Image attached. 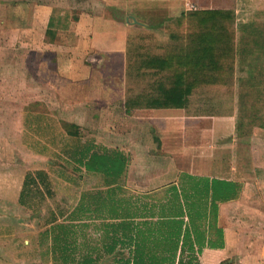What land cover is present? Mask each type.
Returning <instances> with one entry per match:
<instances>
[{"label": "crops", "instance_id": "0c3cea01", "mask_svg": "<svg viewBox=\"0 0 264 264\" xmlns=\"http://www.w3.org/2000/svg\"><path fill=\"white\" fill-rule=\"evenodd\" d=\"M184 2L185 8L182 5ZM60 3L61 9L56 10L53 0H0V128L3 130L8 126L23 127L24 106L26 107L24 99L29 97L30 101H45L49 97L51 88V83L47 81L54 79L55 74L60 75L58 73L59 62L55 72L53 70L55 68L50 65L46 54L43 53L45 50L40 48V42L45 43L44 46H53V50H57V52L72 51L77 54V59L86 57L91 60L90 63L94 64L99 59L96 55L97 52L102 55H111L116 47L121 45L119 42L121 40L123 41L122 48L125 50L128 34L138 31V29L158 30L162 28L160 21L156 22L158 25L152 27L142 21L149 7L154 9L158 6H167L171 9L175 7L178 8L175 11L181 9L180 14L190 9L188 6H194L193 3L196 4L194 8L232 9L238 20L235 29L236 61L244 67L252 62L251 56L255 57L254 62L259 59L264 60V0H95V2L94 0L91 2L89 0H60ZM121 14L126 19L124 25L127 26L124 27H129V31L118 38L115 36L116 32L113 33L110 29L113 27L119 30L124 28L121 24ZM52 15L60 17L67 15L70 17L71 24L68 29H58L54 42H48L45 41L46 30ZM88 27L97 28L96 32H93V34L95 33L94 37L89 40L87 39ZM100 44L103 45V48ZM88 45L95 49V55L88 56L86 52ZM41 49L42 51H39ZM24 66H30L31 77L28 80L31 85L34 83V87H28L29 96L24 93ZM91 72L90 75L87 74L88 77H85L86 68L83 67L82 70L72 69L68 74L64 73L60 76L65 80L94 81V83L89 82L90 85L86 86L89 88L94 84L93 88L87 89L86 92H80L79 97L82 98L80 103L88 104V106L89 104L109 105L111 101L103 99L102 96L112 95L113 90L105 86L96 87V82L100 80L99 74L92 73L91 75ZM260 78L264 80V75ZM40 82L43 93L39 92L38 83ZM99 96L101 98L96 99ZM79 106L82 108V105ZM135 110L129 112L130 116L131 113H136ZM138 110H143L145 115H153V117L174 112L175 114L182 113V109L177 108ZM236 110L237 108H235ZM220 117L222 118L216 119L214 116L201 115L178 117L177 121L168 120L170 133L167 137H175L179 145H176L174 152L180 155L178 158L185 159L181 163H169L166 168V165L160 162L161 158L158 153L155 151H151V155L145 153L144 155L151 165L143 173L150 178L147 181L145 179L138 181L136 186L141 188L137 190L127 183L129 180L126 181L127 177L130 178L129 153L118 146L116 148H101L97 146L99 143L95 138H90L85 142L84 144L91 145L93 150L115 151L120 154L126 160V168L120 173L113 170H109V172L105 170L90 171L80 166V169L83 170L82 177L90 174L99 175L103 179L101 188L88 189L80 195L79 204L92 209L79 220L80 237L84 235L88 239L93 237L100 240L103 233L102 225L133 222L127 218L129 216L121 218L122 215H118V212H113L112 218L108 216L111 215L110 212L103 209L130 208L134 205L150 206L152 204H157L159 208L161 202L167 201L168 188L175 185L184 190L183 195H180V202L182 203V196L186 194L187 204L194 208L195 220L192 224L187 216L184 217L182 228L185 230L189 226L190 235L187 237L183 231L177 247L169 254L176 256L174 264H179L181 256L188 257L190 255H196L200 264H264V151L257 150V145L264 143L259 132V130H264V122L253 126L248 137L238 132L237 138L235 112L232 115ZM126 121L128 122L129 119ZM168 121L157 118L137 121L148 132L142 134L146 135L142 136L144 138L142 142L155 144L157 148L163 145L164 133H166L164 131L165 124ZM134 128L133 125L127 127L126 134L114 133L116 134L114 136L118 137L116 140L120 139L121 143L128 142V145L133 146L135 140L139 139V136H136L138 132L133 130ZM231 134L235 143H229ZM242 135L245 136L241 138ZM64 136L70 137L66 132ZM238 140L237 148L239 149L241 144L246 143L244 145L248 146L249 155L241 150H237L238 152L235 153L231 149L228 152L224 146L227 144V147L232 148ZM5 141V137H3V141L0 137V143ZM235 156L237 157L234 158ZM246 159L251 162H246ZM161 165L164 168H161ZM172 167L177 172L176 178L164 182L163 177ZM2 171L7 172L6 170ZM203 177L209 179L207 188L188 185V181L192 180L196 184ZM23 181L24 178L20 177L18 183H11L12 188L16 189L15 198L17 201L20 198ZM213 181H221V184H216ZM220 188L222 190H219ZM207 190L209 193L206 196L202 195V192H207ZM174 219L176 218L155 216L134 221L147 220L152 225L164 224L167 226L172 224ZM1 236H4V233L0 229ZM163 237L164 233L158 232L150 235V238L157 242L162 241ZM126 238H128L126 247H116L113 253L111 251L108 254L105 252L103 244H98L95 248L96 254H101L103 258L111 257L112 264L114 256L119 254L118 251L129 256L135 248L133 243L132 245L128 244L131 243L129 239L132 241L133 235H127ZM157 245V247L149 248L147 253L167 255L168 252L164 247L160 244ZM88 250L91 252V247L80 248V253L86 254ZM0 264L4 263L0 260Z\"/></svg>", "mask_w": 264, "mask_h": 264}, {"label": "rangeland", "instance_id": "374dc122", "mask_svg": "<svg viewBox=\"0 0 264 264\" xmlns=\"http://www.w3.org/2000/svg\"><path fill=\"white\" fill-rule=\"evenodd\" d=\"M91 1L92 0H89V2ZM53 2L56 5V10L61 9L60 0H53ZM185 2L184 4L182 3L184 8L186 7ZM193 4V7H191L192 5L188 7L193 9L196 6L195 3ZM172 8L173 9L167 6H158L156 9L149 7L142 21L152 25H158L156 22L160 21V27L162 28L158 30L152 28L151 30L138 29L139 31L136 30L128 34L125 50L122 48L123 41L121 40L119 41L121 45L116 47L111 54L112 56L102 55L97 52L96 55L99 59L94 63L95 65L90 63L89 61L91 60L86 57L77 59V54L72 51L57 52V50H53V46H44L45 43L39 41L40 48L45 50L43 53L46 54L50 65L55 68L53 69L54 71L58 69V62L60 65L58 73L60 75L64 73L68 74L72 69L78 71L85 67V77H88L87 74L90 75L91 71V75L92 73L95 75L97 73L99 74L100 80L96 82V87L105 86L112 89L113 92H111L112 95L107 94L108 96H102L103 99L105 98V100L111 101L109 105L89 104L88 106V104L80 103L82 98L79 96L80 92H86L87 89L93 88L94 84L89 88H86V86L90 85L88 84L89 82L94 83V81L65 80L62 76L55 74L54 79L47 81L51 83L49 97L40 96L46 97L47 99L45 101H30L29 97L24 99L26 107L24 106L23 127L8 126L4 130L0 128L1 141H3V137L6 138L5 142L0 143V229L2 233H4V236L0 237V260L2 263L59 264L55 261V256L50 249V236L46 233V230L49 228L48 222L56 215H59V221H64L73 208L79 204L80 195L83 191L93 188L97 189L103 186V179L99 175L89 174L82 177L83 170L80 169L79 166L73 162V158H71V152L74 150L78 152L90 138L97 139L99 143L97 146L101 148H116L118 146L129 153L130 159L128 168L130 170V178L127 177L126 181L129 180L127 183L136 190L141 188L140 186H136L138 181H142L143 179L147 181L150 178L143 173L144 170L148 169L151 165V162L144 155L145 153H149L150 155L152 153L151 151L158 153L161 158L160 162L165 164L166 168L169 163H181L185 159L178 158L180 155L174 152L176 145H179L175 137H167L170 133L168 120L177 121L179 120L178 117L186 118V116H190L184 109L181 110L182 113L175 114L174 112L153 117V115H145L143 110H138L145 108H134L132 110L137 109L135 110L136 113H131L130 116L125 106V101L128 99V96H133L147 88V79H135L134 75L131 74V69L128 67V62L131 61L130 55L133 52L134 44L144 42L150 46L154 52H162L166 47L173 49L174 46L188 41L189 30L187 27L189 19H183V24L181 22V25H179L181 20V9L180 11H175V9L178 8ZM120 16L123 27L127 26L124 25L126 21L125 17L122 14ZM153 18L155 20H152ZM237 22L238 20L235 18L233 24L234 34H236L235 29ZM88 29L87 39L89 40L94 37L95 33L93 34V32H96L97 28L88 27ZM128 29L129 27H124L121 30L113 27L110 30H112L113 33L116 32L115 36L119 38L121 35L123 36L125 33H128ZM235 38L234 35V39ZM45 41H47V38ZM234 43H236V40H234ZM158 45H161L159 48L160 50L157 48ZM100 46L103 48L102 44H100ZM39 51H42V49ZM86 52L88 56L91 54L95 55V49H92L89 45ZM52 57H54L55 60L52 59ZM236 58L235 55V58L229 60V62L234 60L233 66L227 68L228 71H231V78L227 79V76L220 77V80L229 81L228 83H231L233 79V83L236 84V87L233 86L235 88V95H233L231 99L230 96L225 95L226 90L224 87L210 85L206 88V85H202L198 90L201 92L206 91L212 94L216 99H219L218 97L221 95L222 99L226 101V105H223V107L230 106L235 108L240 106L241 111L247 114L254 113L256 117L259 115L257 121L264 122V84H258V80L262 79L260 78L262 74L259 73L258 69L264 68V60L259 59L254 62L255 57L251 56V65L255 68L250 72L251 75L248 76L244 68L245 66L243 67L242 64L238 63ZM102 60L104 62H100ZM73 61L74 63H72ZM29 68L30 66L23 67L24 93L28 96L30 93L28 87H34V83L31 85L29 83L30 80H28L31 77ZM38 84L40 89L39 92L43 93L41 90V82ZM259 86H262L263 89H259ZM204 88L207 90H204ZM213 88L218 89L215 91ZM239 88L242 90H239ZM196 97H198V95L193 97V99ZM97 98L100 99L101 97L99 96L96 97V99ZM79 105H82V108ZM258 107L261 108L259 109ZM214 117L216 119L222 118L220 115ZM146 118H157L159 120L164 119L168 121L165 124L166 129L164 131L166 133H164L165 139L163 145H160L158 148L155 144L142 142V140H144L142 136H146L142 134L148 132L142 127V124H138L137 121L146 120ZM126 119H129V121L127 122ZM64 122L76 123L78 135L70 136L73 138L64 136L65 130L62 126ZM131 125L135 126L133 130L138 132L136 136H139L137 140L139 143L135 140L132 146L128 145V142L121 143L120 139L117 141L116 139L118 137L114 136L116 135L114 133L122 132L126 134L127 127ZM248 126L249 124L246 123L245 128L248 129V132L245 131L243 126V128L239 130V133L242 134L243 132L248 137L250 134L249 132L252 130L248 128ZM259 132L260 135H262L261 138L264 139V130H259ZM237 133L238 131H236V137L238 138ZM245 135H242L241 138ZM113 137L116 138L114 139ZM232 138L233 136L231 134L229 143H235ZM238 142L239 140L236 141V144L232 148L227 147V144H224V146L227 148L228 152L233 149L235 153L241 150L245 151V154H248L249 148L244 145L246 143L241 144L238 149ZM257 150L264 151V143L257 145ZM175 154L177 155L175 156ZM236 157L237 156L234 158ZM231 161L235 162L234 160ZM246 162L251 161L246 159ZM161 168L164 167L161 165ZM2 170H6L7 172H3ZM35 170H44L48 173L52 182L53 195L45 199H35L32 201V206L29 207L28 205L21 204L20 198L18 201L16 200V189L15 187L12 188L11 183H18L20 177L24 178L28 171ZM176 173V170L174 171L172 167L162 180H164V182L173 180L176 178ZM2 189L5 190L2 191ZM60 213H64V215L60 216ZM83 241V237H79V241L76 239L75 244L80 245ZM98 244H101L100 240L92 237V239H90V244L87 246L94 248ZM98 264H112V258L104 257Z\"/></svg>", "mask_w": 264, "mask_h": 264}, {"label": "trees", "instance_id": "16d2710c", "mask_svg": "<svg viewBox=\"0 0 264 264\" xmlns=\"http://www.w3.org/2000/svg\"><path fill=\"white\" fill-rule=\"evenodd\" d=\"M180 19L179 25H181V22L183 24V19H189L187 27L189 30L188 41L185 43L174 46L173 49L166 47L162 52H154L144 42L134 44L128 67L131 69V74L134 75L135 79H147V88L133 96H128L125 101L126 111L130 112L134 108H177L184 109L190 116H225L232 115L235 112L236 131L238 132L243 126L245 131L248 132V129L245 128L246 123L249 124L248 128L251 129L256 124H263V122L257 121L259 115L256 117L254 113L247 114L241 111L240 106L235 107L237 108L236 111L234 107H223V105H226V101L222 99L221 95L218 97L219 99H216L212 94L198 90L202 85H206V88L213 85L224 87L226 93H228H225V95L230 96V99L235 95L234 87H236V84L233 83V79L231 83L220 80L221 76H227V79L231 78V71H228L227 68L233 66L234 60L231 62L229 60L235 58L236 55L235 34L233 31L235 12L232 9L193 8L183 11ZM69 22V16L67 15L63 17L52 15L46 30L47 41L54 42L57 30L61 28L68 29ZM152 26L150 24V27ZM160 46H157L158 50H160ZM244 68L248 76H250V72L255 67L250 63L245 65ZM258 71L264 75V68H259ZM258 81L259 85L264 84L263 80L259 79ZM206 88L204 90H207ZM260 88L263 89L262 86H259ZM217 89L215 88L214 90L216 91ZM239 90L242 89L239 88ZM196 95L198 97L193 99ZM258 108L260 109L261 107ZM62 126L68 135H78L74 123L64 122ZM242 134L245 133L242 132ZM92 150L91 145L85 144L78 152L72 151L71 158H73V162L79 168L83 166L90 171L105 170L109 172V170H113L122 173L125 170L126 160L120 154L115 153V151L99 152ZM188 179L191 178L188 177ZM208 182L209 179L203 177L196 184L192 180L188 181V185H199L207 188ZM213 182L221 184V181ZM219 190H222V188ZM183 192V189L171 185L167 190V201L165 203L161 202L159 208L157 204H152L150 206L134 205L130 208L103 209L110 212L111 215H108L110 217H112L113 212H118V215H122L120 216L121 218L129 216L127 218L133 220L129 224L106 223L102 225L103 233L100 243L103 244V248L108 254L111 251L113 253L116 247H126L128 240L126 236L133 235L132 241L129 239L131 243H128L130 245L134 244L133 252L127 256L125 253L118 251L119 254L113 258V264H174L176 256L169 254L177 247L183 231L187 237L190 235L189 226L185 230L182 228L184 217L187 216L192 224H194L195 220L194 208L187 204L185 193L182 196V203L180 202V195H183ZM208 193L209 191L207 190V192H202V195L206 196ZM52 195V182L46 171L35 170L26 173L20 194L21 204L31 207L33 200L38 198L45 199ZM88 211H92V209L85 207L83 204H78L64 221H59V215H56L48 222L49 228L46 233L50 236V249L57 263L98 264L103 258L101 254H96V247L87 246L90 244L88 237L83 235L84 241L80 245L75 244L76 239L79 241L80 237L79 220ZM63 215L64 213H60V216ZM155 216L173 217L176 219L167 226L164 224L152 225L147 220L134 221ZM154 232L164 233L163 240L157 242L155 239L150 238V235ZM157 244L164 247L168 252L167 255L147 253L149 248L157 247ZM84 247H91V252L88 250L86 254H81L80 248ZM179 264L200 263H198L196 255H190L188 257L181 256Z\"/></svg>", "mask_w": 264, "mask_h": 264}, {"label": "built area", "instance_id": "2783aa9c", "mask_svg": "<svg viewBox=\"0 0 264 264\" xmlns=\"http://www.w3.org/2000/svg\"><path fill=\"white\" fill-rule=\"evenodd\" d=\"M191 7H193V6H191Z\"/></svg>", "mask_w": 264, "mask_h": 264}]
</instances>
